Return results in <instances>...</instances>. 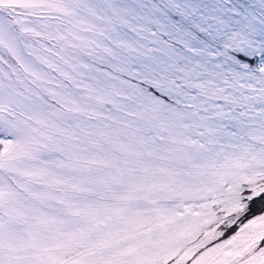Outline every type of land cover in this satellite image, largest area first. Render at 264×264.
Listing matches in <instances>:
<instances>
[{
  "label": "snow or ice",
  "instance_id": "obj_1",
  "mask_svg": "<svg viewBox=\"0 0 264 264\" xmlns=\"http://www.w3.org/2000/svg\"><path fill=\"white\" fill-rule=\"evenodd\" d=\"M0 264H264V0H0Z\"/></svg>",
  "mask_w": 264,
  "mask_h": 264
}]
</instances>
